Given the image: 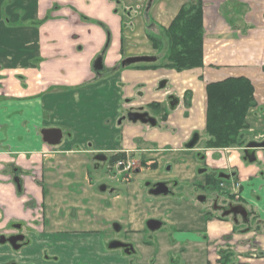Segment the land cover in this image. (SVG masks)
<instances>
[{"label":"crops","instance_id":"crops-1","mask_svg":"<svg viewBox=\"0 0 264 264\" xmlns=\"http://www.w3.org/2000/svg\"><path fill=\"white\" fill-rule=\"evenodd\" d=\"M198 1L204 6L203 68L177 73L122 66L131 58L155 62L149 35H160L184 5ZM229 78H246L255 90L258 106L242 132L249 147L264 134L255 133L264 126V0H0V264H32L50 243L66 254L64 244L82 235L96 255L90 264H128L107 252L100 236L60 230L66 218L83 222L87 205L92 208L91 169L125 151L146 166L158 155L192 152L206 172L235 173L242 185L238 203L254 226H238L235 235L228 220L202 226L197 219L196 231L172 239L177 249H189L190 261L202 256L205 264H219V253L227 251L234 255L230 264H264V147L251 163L243 149L200 146L207 86ZM137 109L147 112L146 122H120ZM51 129L62 131L57 147L43 139ZM89 212L90 225L97 224ZM13 237L23 238L25 253L3 243Z\"/></svg>","mask_w":264,"mask_h":264},{"label":"rangeland","instance_id":"rangeland-1","mask_svg":"<svg viewBox=\"0 0 264 264\" xmlns=\"http://www.w3.org/2000/svg\"><path fill=\"white\" fill-rule=\"evenodd\" d=\"M261 107L264 108V105ZM261 121L264 123V116H261ZM259 126L256 129L260 128V130H256L255 133L264 132V126L262 124ZM205 135L204 133L201 137L200 146L204 145ZM253 137L251 135L249 140H252ZM259 144H264V134L259 138ZM261 147L263 146L261 145ZM197 155L190 152V156L172 153L155 156L158 164L156 168H152V165H143L140 173L131 177L130 183L119 177L114 178L113 173L109 171L108 163H101L98 168L91 169L95 189L89 195V198L93 199L91 214L96 216L93 218V222L97 221V224L90 225L89 216L88 220L83 218V223L66 218L67 220L64 221L60 230L79 233L90 230L106 232V237L117 238L126 244H131L134 255L137 256L135 259L129 260L128 264H151L152 262L155 264H205L202 256H199L195 261H190L175 251L169 256L165 252V243H168L166 239H172L175 231H196L197 225L194 224V221L198 218L202 224L208 223L204 217H207L211 212L210 206H203L199 203V198L204 195L201 185L205 183V175L200 172L203 167L200 166ZM136 159L142 162V157H136ZM159 185L170 188L176 196H153L152 190ZM101 188H107V195L101 192ZM112 190L114 195L110 196ZM73 198L71 197L69 200H73ZM99 205L108 207L111 211H103ZM150 221L162 222L164 226L159 231L151 232L148 229ZM113 223L120 224L123 231L115 233L111 229L112 226H107V224L114 225ZM231 227L234 230L233 234L236 235L240 232V229L235 225ZM243 227L242 229H244ZM85 238L88 237L82 235L77 238L76 243L69 239L64 244L67 248L66 254L65 248L64 250L63 248L55 249L53 247L56 246L50 243L47 253H44L42 259L32 264H90L95 260L94 256L96 255H91L87 251L88 246H84ZM29 240L32 241L30 237ZM159 242L160 246H158ZM7 246L14 251L9 243ZM33 246L37 245L31 243V247ZM77 250L79 253H76ZM136 251L138 253H135ZM21 253H25V250H20L19 254ZM16 261L19 262V259Z\"/></svg>","mask_w":264,"mask_h":264},{"label":"trees","instance_id":"trees-1","mask_svg":"<svg viewBox=\"0 0 264 264\" xmlns=\"http://www.w3.org/2000/svg\"><path fill=\"white\" fill-rule=\"evenodd\" d=\"M203 7L199 1L184 5L168 29H163L160 35L150 34L149 38L158 57L155 62L141 68L154 71L165 69L177 73L203 68ZM107 33L105 50L111 41ZM254 94V87L246 78H229L207 86L205 149L245 147L242 132L249 129L248 113L257 107ZM227 261L224 263L227 264Z\"/></svg>","mask_w":264,"mask_h":264},{"label":"flooded vegetation","instance_id":"flooded-vegetation-1","mask_svg":"<svg viewBox=\"0 0 264 264\" xmlns=\"http://www.w3.org/2000/svg\"><path fill=\"white\" fill-rule=\"evenodd\" d=\"M129 67H131V66H129ZM173 104L174 103L171 102V106ZM133 112H138V113L134 114ZM146 113L147 112L144 109L143 110H140V109L133 110V111L127 113V115H125L124 117H122L120 122H124L126 120L129 121V119L132 122L133 121L146 122L148 120V116L146 115ZM51 130H56V129H51ZM62 137H63V134H62ZM61 142H62V138H61L60 143ZM60 143L57 146H59ZM47 145H49V144H47ZM247 145L248 144L246 142L245 147L240 148V150L243 149V152L246 156V159L249 162H251L248 159V157L245 153V150H247L250 146L255 145V149H254V154H255V151L264 147V144L252 143L249 147ZM261 145L263 147H261ZM57 146H50V147H57ZM220 150H228V149H220ZM105 157L107 159L106 163H108L109 171H111L113 173L114 178L119 177V178H122L124 180H127V182H129V183L131 182V177L140 173V171L143 168V165L144 166L147 165L143 160H142V162L137 160L136 157L133 156V152H130V151H125V152H122V153H119L116 155H111L108 157L105 156ZM100 158H102V157H100ZM120 161L134 162L135 168L133 170H130L127 172L124 171L123 169L119 170V169H117V165ZM254 162H256L255 156H254V161L251 163H254ZM199 164H200V166L203 167V169L200 171L201 174L202 173L205 174L206 177L209 179V180L207 178H206L207 180L205 179V181H206L205 186L201 185V189L203 187L202 190L204 192V195L199 198V203L202 204L203 206H210L209 208L211 210V212L208 214V216L204 217V220L208 221V222L209 221L218 222V221L228 220L231 223V225H235L236 228L238 226L243 225V224H248L250 226L251 225L254 226V224H251V223H253L252 221L254 219L253 215H251L249 212L247 214L245 212V210L240 208L241 204L238 203L240 199H239V194H237L236 191H239L241 189L242 185H240V183H237V181L233 180V178L235 177V175H234L235 173L227 174L225 172H216V171L206 172V170H207L205 168L206 166H203L204 160L201 158L199 160ZM157 165H158L157 161L154 160V162L152 164V168H156ZM233 175H234V177H233ZM18 187H19L20 193H21L22 192L21 191V185H18ZM106 190H107V188H101V192L104 195H107ZM151 193L153 194V196H159V197L162 195L168 196V197L176 196V194L173 192V190H171L170 188H167L164 185L157 186L156 189L152 190ZM109 195L113 196L114 191L112 190ZM101 205H99V206H101ZM86 208H87V210H84V212H83L84 219L87 217L88 214H90L89 206L87 205ZM100 208L103 211H105V210L108 212L111 211V209L108 207L105 208V207L101 206ZM212 214H214V215H212ZM209 218H210V220H209ZM198 220H199V218H198ZM83 222H84V220H83ZM83 222H81V223H83ZM150 222H155V224H152L153 226L151 225L153 230L149 227ZM150 222L148 223V229L151 232L159 231L164 226V224H162V222H158V221H150ZM197 222L194 224L197 225V229H198V223ZM156 223H158L157 224L158 228L156 226ZM199 223L202 226L208 224V223L202 224L201 221H199ZM113 224L114 225L107 224V226H112L111 229H113L115 233H121L123 231L120 224L119 225H117L115 223H113ZM259 225H261L264 228V223H260ZM202 226H201V229H202ZM108 228L110 230V227H108ZM249 229L252 230V228H249ZM85 232L88 235L100 236L104 240V247H105L107 252L120 253L123 256V258H126L128 261L135 259L137 256V255H134V252H133L134 249L132 248L131 244L130 245L126 244L125 242H123L121 240H117V238L106 237V232H100V231H95V230H90V231H85ZM183 232L187 233L190 231H188V230L187 231H181V230L178 231L177 230L173 234L176 235L179 233L181 234ZM106 238H108V239H106ZM166 240H168V243H165L166 244L165 252L168 254V256L171 255L173 253V251H175V253L181 254L183 256L189 254V249L186 248L185 246L177 249L176 243L173 241V239L169 240V238H168ZM23 245H25L24 241H20L17 243V246L20 247L19 250L23 247ZM158 246H160V242H159ZM19 250H15V251H19ZM135 253H138V251H136ZM219 255H220L219 264H225L227 260H228L227 264H230V258H232L234 256L233 253H231V252L227 253V251H221L219 253ZM163 258H164V256H163ZM224 261H225V263H224ZM151 264H155V262L154 263L152 262Z\"/></svg>","mask_w":264,"mask_h":264},{"label":"water","instance_id":"water-1","mask_svg":"<svg viewBox=\"0 0 264 264\" xmlns=\"http://www.w3.org/2000/svg\"><path fill=\"white\" fill-rule=\"evenodd\" d=\"M101 62V61H100ZM154 62V59L151 58H131V59H126L122 66L124 68L129 67V66H133V65H138V64H147V63H152ZM100 64V63H99ZM98 66V64H97ZM42 136L44 141L49 144L50 146H57L62 138V132L60 130H45L42 132ZM254 149H255V145L250 146L247 150H245V153L248 157V159L253 162L254 161ZM152 224H155V222H150L149 223V227L153 230L152 228ZM158 223H156V226L158 228ZM152 225V226H151ZM156 229V228H155ZM23 241L22 237H14L11 238L9 240V244L15 249V250H19V246H17V243ZM3 243H6L5 241H3ZM12 264H16V263H12Z\"/></svg>","mask_w":264,"mask_h":264},{"label":"built area","instance_id":"built-area-1","mask_svg":"<svg viewBox=\"0 0 264 264\" xmlns=\"http://www.w3.org/2000/svg\"><path fill=\"white\" fill-rule=\"evenodd\" d=\"M135 168V163L134 162H124L120 161L117 165V169H123L124 171H130Z\"/></svg>","mask_w":264,"mask_h":264}]
</instances>
